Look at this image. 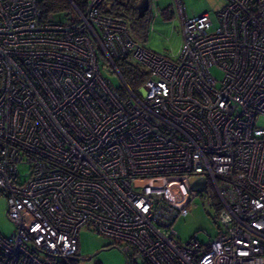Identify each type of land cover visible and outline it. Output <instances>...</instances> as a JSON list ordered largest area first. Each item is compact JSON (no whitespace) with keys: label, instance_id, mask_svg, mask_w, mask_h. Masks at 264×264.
Instances as JSON below:
<instances>
[{"label":"built area","instance_id":"2783aa9c","mask_svg":"<svg viewBox=\"0 0 264 264\" xmlns=\"http://www.w3.org/2000/svg\"><path fill=\"white\" fill-rule=\"evenodd\" d=\"M68 1L70 13L46 14L39 0H0V195L14 225L0 264H71L82 227L127 264H264V0H226L213 30L175 0L174 59L105 0ZM117 61L145 72L136 91ZM209 188L216 235L182 241L177 219Z\"/></svg>","mask_w":264,"mask_h":264},{"label":"rangeland","instance_id":"374dc122","mask_svg":"<svg viewBox=\"0 0 264 264\" xmlns=\"http://www.w3.org/2000/svg\"><path fill=\"white\" fill-rule=\"evenodd\" d=\"M186 16H196L208 13L212 21V30L218 24L217 13L226 4V0H181ZM144 27L133 17H127L129 33L136 41L145 45L148 49L159 55L174 59L181 44V21L175 0H151L145 11ZM102 73L110 81L112 86L120 87L122 81L115 72L104 68ZM215 76L220 77L219 70H213ZM259 124L264 125V117L259 119ZM21 172L26 170L20 166ZM153 185H162L165 180H146ZM211 200L216 201L214 192L209 188L208 193H192V200L175 223L180 239L187 241L196 234L200 240L207 239V234L215 236L217 227L212 220L215 214ZM14 225L6 215V198L0 195V234L9 235ZM71 264H127L122 251L113 245L110 239L102 237L87 227H82L78 232L77 252ZM139 264H142L139 262Z\"/></svg>","mask_w":264,"mask_h":264},{"label":"trees","instance_id":"16d2710c","mask_svg":"<svg viewBox=\"0 0 264 264\" xmlns=\"http://www.w3.org/2000/svg\"><path fill=\"white\" fill-rule=\"evenodd\" d=\"M73 2L81 10L83 9L84 0H73ZM138 2L139 0H105L100 8L101 11L107 15L123 19H126L127 17H133L136 20L138 19L139 24L144 27V19L142 18L144 15L142 17L138 16ZM39 5L46 14H68L72 11V6L68 0H39ZM116 65L124 81L133 91H136L142 81L146 79L145 72L136 66L129 65L125 61H117ZM119 90L121 95H126V89L123 86H121ZM73 257H71V259H74Z\"/></svg>","mask_w":264,"mask_h":264},{"label":"water","instance_id":"95a60500","mask_svg":"<svg viewBox=\"0 0 264 264\" xmlns=\"http://www.w3.org/2000/svg\"><path fill=\"white\" fill-rule=\"evenodd\" d=\"M149 7L148 0H139L137 3L138 16L142 17L145 14V11ZM189 186L194 191H203L207 190V182L204 177L192 176L188 179Z\"/></svg>","mask_w":264,"mask_h":264},{"label":"crops","instance_id":"0c3cea01","mask_svg":"<svg viewBox=\"0 0 264 264\" xmlns=\"http://www.w3.org/2000/svg\"><path fill=\"white\" fill-rule=\"evenodd\" d=\"M149 1V0H148ZM150 5V4H149Z\"/></svg>","mask_w":264,"mask_h":264}]
</instances>
